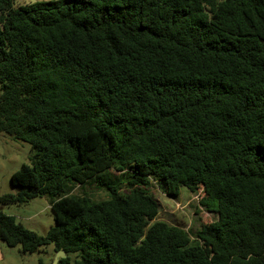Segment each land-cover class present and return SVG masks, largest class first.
Returning <instances> with one entry per match:
<instances>
[{"label":"trees","instance_id":"16d2710c","mask_svg":"<svg viewBox=\"0 0 264 264\" xmlns=\"http://www.w3.org/2000/svg\"><path fill=\"white\" fill-rule=\"evenodd\" d=\"M0 0V132L32 148L0 206L51 199L59 264H264V0ZM153 183L217 220L156 221ZM95 187V200L77 189ZM75 255L74 261L71 256Z\"/></svg>","mask_w":264,"mask_h":264},{"label":"rangeland","instance_id":"374dc122","mask_svg":"<svg viewBox=\"0 0 264 264\" xmlns=\"http://www.w3.org/2000/svg\"><path fill=\"white\" fill-rule=\"evenodd\" d=\"M49 1L54 0H17L15 8L20 9L31 4ZM31 157L32 148L28 143L15 141L12 137L0 132V197L18 194L19 190L11 184L12 175L23 165H31ZM151 191L161 207L156 221L181 227L190 234L192 239L203 224H210L217 220V215L207 212L200 206L202 191L193 194L188 189L182 188L177 197H172L168 196L156 183H153ZM73 193L80 195L86 193L95 200L108 198L105 190L95 187L77 188ZM0 210L6 215L15 217L17 222L41 236H46L55 226L51 199L48 197L37 198L23 206H0ZM56 256L53 245L33 254H22L19 248H10L0 242V264H53ZM74 259L75 255H72L71 260L74 261Z\"/></svg>","mask_w":264,"mask_h":264},{"label":"water","instance_id":"95a60500","mask_svg":"<svg viewBox=\"0 0 264 264\" xmlns=\"http://www.w3.org/2000/svg\"><path fill=\"white\" fill-rule=\"evenodd\" d=\"M66 257L67 255L64 251L58 252L53 264H59L60 260L65 259Z\"/></svg>","mask_w":264,"mask_h":264}]
</instances>
